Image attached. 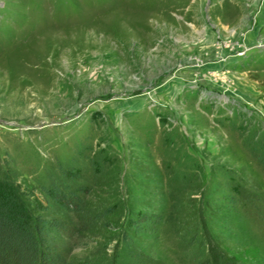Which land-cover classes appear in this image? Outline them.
<instances>
[{
  "label": "rangeland",
  "instance_id": "obj_1",
  "mask_svg": "<svg viewBox=\"0 0 264 264\" xmlns=\"http://www.w3.org/2000/svg\"><path fill=\"white\" fill-rule=\"evenodd\" d=\"M3 175L73 264H264V0H0Z\"/></svg>",
  "mask_w": 264,
  "mask_h": 264
},
{
  "label": "trees",
  "instance_id": "obj_2",
  "mask_svg": "<svg viewBox=\"0 0 264 264\" xmlns=\"http://www.w3.org/2000/svg\"><path fill=\"white\" fill-rule=\"evenodd\" d=\"M40 189L63 209L81 210L79 192L86 190L84 187L73 188L53 179ZM47 208L48 202L39 200L32 189L0 176V264H73L48 238L53 231L64 233L69 228L64 222L38 212ZM141 220L146 221L147 216L143 215Z\"/></svg>",
  "mask_w": 264,
  "mask_h": 264
},
{
  "label": "bare ground",
  "instance_id": "obj_3",
  "mask_svg": "<svg viewBox=\"0 0 264 264\" xmlns=\"http://www.w3.org/2000/svg\"><path fill=\"white\" fill-rule=\"evenodd\" d=\"M217 63H218V62H217ZM217 63H216V64H217Z\"/></svg>",
  "mask_w": 264,
  "mask_h": 264
}]
</instances>
